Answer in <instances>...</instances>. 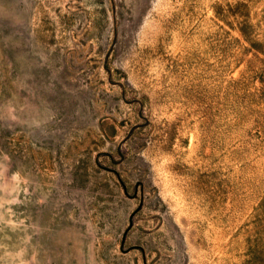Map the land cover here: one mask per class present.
<instances>
[{"label": "rangeland", "instance_id": "374dc122", "mask_svg": "<svg viewBox=\"0 0 264 264\" xmlns=\"http://www.w3.org/2000/svg\"><path fill=\"white\" fill-rule=\"evenodd\" d=\"M0 264H264V0H0Z\"/></svg>", "mask_w": 264, "mask_h": 264}]
</instances>
